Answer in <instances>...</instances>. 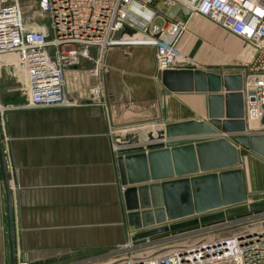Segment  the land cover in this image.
Masks as SVG:
<instances>
[{
  "label": "crops",
  "instance_id": "1",
  "mask_svg": "<svg viewBox=\"0 0 264 264\" xmlns=\"http://www.w3.org/2000/svg\"><path fill=\"white\" fill-rule=\"evenodd\" d=\"M179 17L188 22L179 47L197 62L177 64L176 70L196 68L219 75L244 71L252 49L241 46L235 53L230 46L235 37L226 31L199 16ZM86 52L76 65L64 68L65 93L76 106L16 110L3 117L0 144L15 264H100L112 259L130 236L128 214L134 212L125 196L127 186L120 181L118 150L145 148L147 137L168 124L204 122L213 112L206 93L164 87L151 46L89 47ZM228 59L233 62L228 64ZM23 100L17 76L2 67L0 103ZM125 135L138 137L139 143L120 145ZM244 149L237 168L245 191L264 194V158ZM0 264H10L1 168Z\"/></svg>",
  "mask_w": 264,
  "mask_h": 264
},
{
  "label": "built area",
  "instance_id": "2",
  "mask_svg": "<svg viewBox=\"0 0 264 264\" xmlns=\"http://www.w3.org/2000/svg\"><path fill=\"white\" fill-rule=\"evenodd\" d=\"M154 1L39 0L38 11L46 18L29 20L24 17L18 0H0V69L11 68L24 98L20 103H0V133L7 112L76 106V102L65 93L64 68L74 66L80 57H86L89 47L103 51L118 45L151 46L157 73L175 70L180 63L191 65L192 62L181 55L179 47L188 26V22L179 17L180 12L173 19L167 18L163 25L153 22V10V16L147 21L140 15L142 9L148 10ZM159 1L166 11L175 6L185 7L188 18H204L253 50L244 71L235 72L242 76L245 129L241 133L218 132L213 137L231 142L235 135H264L261 122L264 106V0ZM136 7L139 10H135ZM123 27L129 28L131 34H122ZM96 73L94 69L93 74ZM92 94L97 96L98 91L94 89ZM250 216H240L237 220L225 218L223 222L199 226L187 233L216 232L221 226H240L241 221L250 220H256L252 224L254 227L250 225L252 227L229 231L231 234L224 239L220 233L206 234V238L203 236L200 241L177 244L163 253L158 252L165 246L156 241L136 243L130 236L125 245L115 250L112 259L100 264H264V213ZM17 264L26 262L21 260Z\"/></svg>",
  "mask_w": 264,
  "mask_h": 264
},
{
  "label": "water",
  "instance_id": "3",
  "mask_svg": "<svg viewBox=\"0 0 264 264\" xmlns=\"http://www.w3.org/2000/svg\"><path fill=\"white\" fill-rule=\"evenodd\" d=\"M179 12L188 15V10L180 6L171 7L165 15L166 18L173 19ZM121 33L131 34L127 27H123ZM157 77L170 91L206 93L213 112L204 122L168 124L154 136L149 135L145 146L146 152L142 146L118 150L120 181L123 186H127L125 196L131 198V209L134 210L128 214V218L136 230L141 227L163 225L167 221L186 218L194 213L206 212L228 204L233 200L231 199L233 191L228 188H236L242 183L241 172L237 166L239 156L247 153L244 148L264 158V135L249 137L235 135L231 142L213 138L221 131L241 133L245 129L242 120L244 110L241 74L219 75L201 69L186 68L167 70L158 73ZM222 89L225 91L224 96L220 95ZM224 105L225 118L221 119ZM261 122L264 124V106ZM119 143L122 146L134 145L139 143V139L136 136L125 135L119 138ZM238 145L242 148L238 149ZM0 168L6 196L10 264H15L10 191L1 144ZM261 208H264V201L249 206L250 210ZM247 210L248 207H241L223 213L201 215L199 218L137 233L132 240L149 236H167L169 232L175 234L174 231L185 227L186 229L181 232L199 226H211L225 221V218L232 219V216L240 215ZM229 234L231 233H223L221 237L224 239Z\"/></svg>",
  "mask_w": 264,
  "mask_h": 264
},
{
  "label": "rangeland",
  "instance_id": "4",
  "mask_svg": "<svg viewBox=\"0 0 264 264\" xmlns=\"http://www.w3.org/2000/svg\"><path fill=\"white\" fill-rule=\"evenodd\" d=\"M38 1L39 0H18L19 6H20V8H21V10H22V12L24 14V17L26 19H29V20H43V19L46 18L44 14H41L38 11V8H37ZM149 9H151V10H153L155 12V18H154L153 22L154 23H158L160 25H163L167 18L165 16L166 7L162 4V2L159 1V0L154 1L152 4H150ZM183 20H185V19H183ZM230 46L234 50V52L236 53L237 51H241V48H240L241 46H246V45L244 43L238 41L237 39L233 38V41L230 42ZM50 52H52V51H50ZM181 55H183L184 57L189 59L191 62H194V63L197 62L196 60H194L195 59L194 56H192L190 54H185L183 50H181ZM246 55H247V53H246ZM244 57H245V55H244ZM244 59L247 60L248 57L240 59L239 60L240 64H241V62L245 61ZM231 62H233L232 59H228L227 60L228 64H230ZM2 104H4V103H2ZM144 150H145V148H144ZM239 185L240 184H238L237 186H239ZM237 186H236V188L235 187H229L228 188V189H230L231 192L233 191L231 193L232 194L231 195L232 196L231 199H233V200H231L228 204L222 205L221 207H218V208H215V209H211V210L206 211V212L204 211V212H200V213H194L193 215H191L189 217H186V218L177 219V220H174V221H167L163 225H156V226H151V227H146V228H142L141 227L138 230H136L132 226H129L130 236L133 237L135 234L140 233V232H145V231L157 229V228H161V227H164V226L167 227V225H169V224L179 223V222L191 220L193 218H199V216H201V215L204 216L206 214H214V213H221V212L223 213L225 211L236 209V208H241V207H248V210L246 212H244V213H241L240 215L232 216L233 220L239 219L240 216L241 217H243V216L246 217L247 214L251 215V216H254L255 214L256 215L259 214L260 212L264 213V208L257 209V210H250L249 209L250 205H252V204H254L256 202L264 201V194L255 195L254 196L253 194L247 193L245 191V187H244L243 183H241L240 187H237ZM234 193H235V195H234ZM237 216H239V217H237ZM254 221H256V220H250V222H245V223L243 221H241V223H240L241 225L240 226H238V225L237 226H221V228L218 229L216 232H211V231L210 232H205V233L202 232V233H199L198 235L197 234L196 235H189L187 233V231L181 232L182 230L186 229V227H185L182 230L174 231L175 234H172L171 232H169V234L167 236H154V237L149 236V237H146V238H142V239L136 240V243L137 242H141V241H143V242L148 241V242H153L154 243L156 241L158 244L165 246L161 250L162 253H163L165 251L171 250L170 247H176L177 244H184V243L185 244H189L193 240L200 241V240L203 239L202 238L203 236H204V238H206L205 237L206 234L218 235L217 233H220V236H221L223 233L227 234L229 231L231 232L232 230H239L242 227L244 229L248 228V226L249 227H252V226L254 227V225H252L253 223H255ZM250 225H252V226H250ZM187 228H190V227H187ZM226 231H227V233H226ZM186 233H187V235H186ZM168 236H171V237H168ZM126 243H127V241L123 245H125ZM167 247H169V248H167ZM118 248H116V249H118Z\"/></svg>",
  "mask_w": 264,
  "mask_h": 264
},
{
  "label": "bare ground",
  "instance_id": "5",
  "mask_svg": "<svg viewBox=\"0 0 264 264\" xmlns=\"http://www.w3.org/2000/svg\"><path fill=\"white\" fill-rule=\"evenodd\" d=\"M135 10H137L138 9V7H136V8H134ZM139 10V9H138ZM140 15L144 18V19H146V21H147V19H149V18H151L152 16H153V11L152 10H145V9H142V11L140 12ZM241 72V71H240ZM214 138V137H213Z\"/></svg>",
  "mask_w": 264,
  "mask_h": 264
}]
</instances>
